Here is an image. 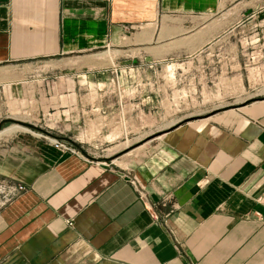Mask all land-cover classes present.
Returning a JSON list of instances; mask_svg holds the SVG:
<instances>
[{"label": "crops", "instance_id": "obj_1", "mask_svg": "<svg viewBox=\"0 0 264 264\" xmlns=\"http://www.w3.org/2000/svg\"><path fill=\"white\" fill-rule=\"evenodd\" d=\"M238 4L241 31L264 51V0H0V80L41 67L87 68L89 57L111 52L129 64L123 48L183 45L192 18ZM53 84L59 120L69 126L88 111L137 109L120 99L105 104L102 89L78 81ZM258 114L236 131L171 127L124 170L32 138L0 142V264H264V102Z\"/></svg>", "mask_w": 264, "mask_h": 264}, {"label": "rangeland", "instance_id": "obj_2", "mask_svg": "<svg viewBox=\"0 0 264 264\" xmlns=\"http://www.w3.org/2000/svg\"><path fill=\"white\" fill-rule=\"evenodd\" d=\"M234 7L192 18L190 22L195 30L180 38L183 45L155 50L152 47L159 41H152L150 45L136 46L135 51L123 48L125 52L120 53L130 56L129 64L117 63L112 52L109 55L101 49L92 53L105 54L99 59L89 57L87 68L73 63L71 69L46 72L39 64L41 68H36V72L42 73L23 79L0 80V122L13 120L4 123L1 131L12 125L22 126L19 123L42 130L22 126L33 133L19 131L3 137L0 142L23 136L48 143V136L42 133L47 132L68 138L97 162L124 170L148 155L161 135L173 126H215L224 131H236L239 121L247 123L259 116L254 114L264 102V51L252 48L257 38H247V32L241 31L240 5ZM210 41L213 44L205 46ZM257 54L262 56L257 58ZM161 55L165 57L162 60L149 59ZM81 69L88 70V77L69 78V73ZM123 70L132 75L122 78L119 75V80L111 78V72ZM101 71L103 75L98 74ZM45 76L48 78L43 79ZM67 80L78 81L89 92L102 89L105 104H114L120 99L137 105V109L131 111V106L126 107L114 115L88 111L83 116L76 115L69 126L68 122L59 120L57 95L53 94L56 90L53 82ZM99 82L101 84H97ZM87 101L93 103L94 96L89 95ZM129 117L132 121H128ZM115 133V140H107Z\"/></svg>", "mask_w": 264, "mask_h": 264}, {"label": "built area", "instance_id": "obj_3", "mask_svg": "<svg viewBox=\"0 0 264 264\" xmlns=\"http://www.w3.org/2000/svg\"><path fill=\"white\" fill-rule=\"evenodd\" d=\"M46 139H47L48 143L53 148L59 150L61 153H71V154L82 153V154H85L81 149H80L81 150L80 151V150L76 149L73 145H71L73 147L68 145V143L66 141L55 139V138H52V137H46ZM131 183L134 186H138V180L135 177L131 180ZM152 217H153L154 220H158L159 219V214L157 212L153 211L152 212Z\"/></svg>", "mask_w": 264, "mask_h": 264}, {"label": "bare ground", "instance_id": "obj_4", "mask_svg": "<svg viewBox=\"0 0 264 264\" xmlns=\"http://www.w3.org/2000/svg\"><path fill=\"white\" fill-rule=\"evenodd\" d=\"M19 131L31 132L28 128L22 127L20 125H12L8 128L3 129L2 131H0V139H2L3 137H10L11 135H13L14 133L19 132ZM31 133H33V132H31Z\"/></svg>", "mask_w": 264, "mask_h": 264}, {"label": "water", "instance_id": "obj_5", "mask_svg": "<svg viewBox=\"0 0 264 264\" xmlns=\"http://www.w3.org/2000/svg\"><path fill=\"white\" fill-rule=\"evenodd\" d=\"M10 121H13V120H11V119H6V120L1 121V122H0V131H1V127H2V125H3L4 123L10 122ZM18 123H19V122H18ZM19 124H21L22 126H25V127H29V128H31V129H35V130H38V131H42V130H40V129H38V128L32 126V125H28V124H25V123H19ZM173 127H174V126H173ZM42 133H45L46 136H48V137H52V138L59 139V140H63V141H68V142L71 143L76 149L80 150V147L77 146L76 144H74L73 142H70L68 138L53 136V135H51V134H49V133H47V132H42ZM80 151H81V150H80ZM106 162H107V161H106Z\"/></svg>", "mask_w": 264, "mask_h": 264}]
</instances>
